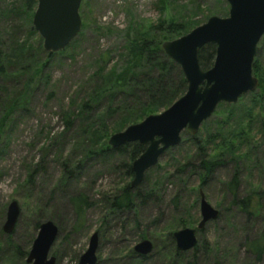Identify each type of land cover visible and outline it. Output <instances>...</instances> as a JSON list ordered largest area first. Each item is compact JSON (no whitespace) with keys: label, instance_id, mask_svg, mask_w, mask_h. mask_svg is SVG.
Returning <instances> with one entry per match:
<instances>
[{"label":"rangeland","instance_id":"374dc122","mask_svg":"<svg viewBox=\"0 0 264 264\" xmlns=\"http://www.w3.org/2000/svg\"><path fill=\"white\" fill-rule=\"evenodd\" d=\"M26 1L0 0V51L9 59L10 73L0 93V264H26V256L38 232L36 225L47 221L58 229L49 251L55 264H78L95 232L98 234L96 264H139L133 248L143 240L152 243L153 251L140 264H264V260L253 261L247 240L264 230V212L259 221L248 224L226 195V184L235 174L240 180L241 195L249 194L255 183L263 180L258 168L263 160L260 148L252 153V163L228 160L224 166L214 169L203 187L195 169L199 161H195L193 167L189 166L192 169L185 170L183 185L176 178V170L186 165L194 147L192 136L182 133L180 145L167 150L158 160L159 168L153 167L144 175L147 186L163 173L170 174L171 180L163 183L161 203H150L139 209L134 219L128 211L109 214L114 197L132 179L117 166L121 160L84 159L85 148L75 145L81 125L76 106L85 99L93 73L99 69L105 74L119 71L125 64L126 49L138 39L155 35L159 42H165L161 41V36L165 35L164 27L170 22L192 30L211 16L226 17V2L82 0L78 35L67 48L54 54L39 75L33 70L39 63H45L46 53L42 50V39L32 27L33 15L29 16ZM153 29L156 31L151 32ZM101 59L105 63H101ZM255 60L259 73L253 76L260 79L263 91L264 37L258 44ZM258 91L257 87L255 92ZM250 94L235 105L242 104L243 111L252 107L253 118L257 117L253 120L256 132L257 123L264 119V95L259 94L263 98L262 106L254 108ZM9 105L12 110L8 109ZM226 112L227 108L218 106L198 133L203 136L213 131ZM67 114L75 116L71 118L74 121L68 131L63 120ZM70 157L73 164L81 159L83 162L73 178L63 182L62 164ZM199 191L220 216L196 232L195 253L187 252L171 263V256L162 251L164 231L187 214L193 217V223L185 228L196 229L200 220ZM177 193L181 199L179 210L175 212L170 200ZM79 196L87 203L81 217L76 215L72 200ZM12 201L18 204L20 212L13 231L5 234L2 226L7 206ZM180 229L183 228L174 229L172 233ZM143 235L145 238L141 239ZM157 246L160 247L156 250ZM15 248L21 254H16Z\"/></svg>","mask_w":264,"mask_h":264},{"label":"trees","instance_id":"16d2710c","mask_svg":"<svg viewBox=\"0 0 264 264\" xmlns=\"http://www.w3.org/2000/svg\"><path fill=\"white\" fill-rule=\"evenodd\" d=\"M25 4L26 10L30 13L29 16L31 17L35 11L37 0H27ZM164 28L165 35L161 36V41L178 38L190 30H187L184 25L175 24L174 22L168 23ZM157 29L161 28L158 27ZM153 31H156V29H153L151 32ZM159 41V38L155 35H149V37H144L131 43L128 49H126L127 53L123 67L114 73L109 72L105 74V71L101 69L93 73L89 77L91 84L85 99L76 106L77 119L80 118L81 125L78 130V141H76L75 145L78 148H83V150L85 148L84 159H91L92 157L103 158L105 160L119 159L121 161L117 166L124 171V175L127 178H132L131 164L143 153L145 147L140 146L138 143H130L112 149L106 144V140L114 132L123 130L128 125L138 123L149 115L158 114L167 109L185 93L187 88L179 66L164 55L161 50L163 42ZM39 50L41 51V48ZM45 53V63H39L33 70V73L41 74L44 67L47 66L54 56L52 53ZM214 58V45H205L198 53L200 68L203 71L211 68ZM101 63H105V61L101 59ZM8 69L9 59L0 51V93L4 90V86L10 77ZM252 72L254 76H257L259 73L258 62L256 60L254 61ZM261 87L262 84H260L259 79V91L257 93L254 91L250 94V97L252 96L251 106H255L254 108L256 106L261 107L263 103V98L259 95H264V90L262 91ZM218 106L227 108L225 117L217 121L216 128L213 131L205 132L203 136L201 133H197V136H192L191 142L194 152L189 153L186 165L180 166L176 170V178L184 185L186 182L185 170L189 166L193 167L199 161L195 169L197 168L199 172L200 187H203L214 169L224 166L228 160L252 163V153L255 149L260 148L263 153V160L262 164L259 163L261 165H257L263 180L255 183L249 194L245 195H241L240 193L238 175L235 174L226 184V195L231 200V206L236 208L245 217L248 224H252L259 221L264 212V119L259 120L256 132H254L253 120L257 117L253 118L252 107L243 111L242 104H238V106L235 104H220ZM8 109L12 110L13 107H8ZM73 117L75 116L67 114L63 119L64 128L67 131L72 127L71 125L74 120L71 118ZM111 119H116L115 122L118 123L115 125V122L110 125L107 124L110 123L107 121ZM1 129L2 127H0V132ZM82 160L76 164L72 163L71 157L64 161L61 177L63 182L73 178V173L79 170L83 162ZM154 168L158 169L159 166L156 165ZM169 180H171L170 174L163 173L162 176L155 178L151 185L146 186L145 179H143L138 187L131 189L130 184L126 183L122 187L120 194L114 197L109 208V214L116 215L121 211H128L129 213L132 212L135 219L139 209L145 208L150 203L154 205L161 203V196L164 192L163 183ZM180 199L181 196L177 193L170 200L174 205L175 212L179 210ZM72 200L76 215L81 217L83 208L87 204L85 198L79 196ZM185 216L173 221L174 223L166 227L162 243L161 238L158 237L162 244L160 245L163 246V248L161 247L162 251L165 250L171 256V263L179 260L187 252L195 253L197 250V244L192 250L187 252H179L174 245L171 236L172 231L174 229L185 228L193 223V217L190 214ZM38 227L39 223L36 225V228ZM144 238L145 236L143 235L141 239ZM247 240L248 249L253 255V261L261 263L264 260V230L257 232V234H254ZM159 247L157 246L156 250ZM15 251L16 254H21L18 248H15ZM130 254L134 255L132 251H130ZM149 257L137 256L135 261L140 264Z\"/></svg>","mask_w":264,"mask_h":264},{"label":"water","instance_id":"95a60500","mask_svg":"<svg viewBox=\"0 0 264 264\" xmlns=\"http://www.w3.org/2000/svg\"><path fill=\"white\" fill-rule=\"evenodd\" d=\"M226 17L211 16L188 33L161 44L164 55L179 66L187 84L185 93L162 112L145 117L108 138L107 145L116 149L130 143L144 146L143 153L131 164L130 188L138 187L145 173L155 167L159 158L181 143V134L195 136L220 104L234 105L255 91L258 80L253 76L257 47L264 37V0H224ZM82 0H37L32 27L42 39L49 54L63 51L76 38L81 28L79 8ZM215 47L211 68L203 71L198 53L205 45ZM15 201L9 203L2 226L10 234L19 216ZM200 220L196 229L183 228L172 233L179 252L192 250L197 244L196 232L217 219L219 212L211 207L199 191ZM58 236L50 221L39 225L37 235L25 259L26 264H55L49 251ZM98 234L91 235L88 247L78 264H96ZM138 256H148L153 245L140 241L133 248Z\"/></svg>","mask_w":264,"mask_h":264}]
</instances>
